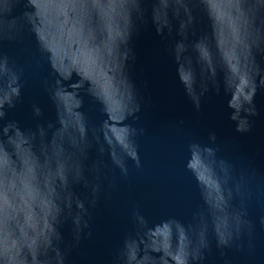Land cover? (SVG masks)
I'll use <instances>...</instances> for the list:
<instances>
[{
    "label": "water",
    "instance_id": "1",
    "mask_svg": "<svg viewBox=\"0 0 264 264\" xmlns=\"http://www.w3.org/2000/svg\"><path fill=\"white\" fill-rule=\"evenodd\" d=\"M181 2L157 0L153 9L156 25L165 27L170 3ZM37 7L38 36L24 29L13 39L0 38V53L9 57L7 65L0 61V103L9 98L15 87L17 71L21 73L22 85L20 96L12 107L6 108L0 124L13 121L23 131H34L38 124L56 126L59 116L62 127L56 136H71L70 130L81 125V113L77 111L81 101L77 93L81 95L80 111L92 128L88 135L93 145L84 161L85 172L91 178L93 165H97L101 183L94 206L88 203L89 188L82 184L73 187L85 199L88 228L77 241L70 220L60 226L65 264H114L126 234L128 264H183L185 246L189 239L195 242L198 233L207 238L209 250L195 264H264V223L261 222L264 218V88H258L254 96L256 114L248 117L249 130L238 132L236 122L230 119L232 110L228 104L240 107L251 96V70L243 61V48L237 52L240 42L236 30L230 36L224 27L226 13L218 0H208V10L219 22L210 25L207 18H201L195 31L199 34L209 27L213 30L222 58V71L217 76L219 90L209 86L197 109L186 90L199 95L194 90L197 83L194 65L208 60L207 41L202 39L194 52L186 53L183 42L172 46L174 34L157 35L149 21L133 33L128 43L133 58L127 62L126 72L134 84L140 110L135 113V119L129 116L126 120L118 95L128 86L123 74L126 49L122 41L126 32L119 5L114 6V13L99 9L103 17L99 30L104 35L99 43L82 51L84 74L91 81L89 88L83 87L80 76L68 77V67L63 63L64 46L48 26L56 17L75 19L84 16L86 10L72 3L49 5L43 0H37ZM90 37L94 38V34ZM261 68L264 69V61ZM45 82L53 85L52 94ZM204 84L201 67L200 90ZM85 91L103 100L106 109ZM34 106L41 109L39 116L34 113ZM245 107L251 110L250 104ZM129 125L136 129L131 138ZM80 130L83 131L82 127ZM48 131L50 135L52 129ZM99 132L107 143L100 139ZM212 133L214 141L209 139ZM12 142L17 154L27 159L29 149L25 138L16 133ZM193 142L214 147L218 157L233 164L228 205L220 198L215 178L201 163L197 153L202 150L198 145L192 144V156L188 160L189 144ZM53 151L56 155L60 153L55 140ZM136 153L137 157L131 158ZM113 159L121 164L117 165ZM28 176L30 170L18 177L24 188L21 198L25 223L34 230L39 225V234H43L48 219L56 211L51 200L52 184L46 177L33 186ZM4 199L11 206L6 195ZM233 212L242 215L247 223L231 247L217 248L214 229L227 230L234 221ZM161 252L171 261L153 258Z\"/></svg>",
    "mask_w": 264,
    "mask_h": 264
},
{
    "label": "clouds",
    "instance_id": "2",
    "mask_svg": "<svg viewBox=\"0 0 264 264\" xmlns=\"http://www.w3.org/2000/svg\"><path fill=\"white\" fill-rule=\"evenodd\" d=\"M43 2L62 6L72 3L74 7L86 10V14L82 17L72 19L70 16L66 20L64 16H59L48 25L54 36L64 46L63 63L68 67V77L80 76L84 81V88H89L91 81L84 74L82 51L99 43L104 35L99 30V25L103 23L99 9L102 7L106 11L112 10L114 13L116 10L114 6L119 5L124 17L126 32L125 39L122 41L123 47L126 49L123 74L128 86L122 93L118 92V95L121 98L125 120L129 116L135 119V113L140 110L134 84L126 72L127 62L133 58L132 49L128 43L133 33L149 21L157 35L171 37L174 34L175 39L172 46L178 41L183 42L186 53L190 50L194 52L195 45L202 39L207 41L208 60L194 65L197 72V83L194 90L198 91L199 95H193L186 90V94L197 109L200 108L201 96L209 90V86L219 90L220 84L217 76L218 72L222 71L220 67L222 58L219 56L213 30L209 27L207 31H202L199 34L195 31V25L201 18H207L210 25L219 22L218 17L209 15L208 0H182L180 4L170 3L168 24L163 28L156 25L153 16L157 0H43ZM218 3L226 13L223 18L224 27L230 36L233 29L236 30L240 42L237 52L239 53L241 47L243 48V61L246 68L250 66L251 70L253 85L251 96L247 101H242L240 107H236L231 102L228 104L232 110L230 119L236 122V130L245 132L250 128L248 117L256 114L253 99L257 89L264 88V69L261 68V61H264V0H218ZM37 12V0H0V38L13 39L17 33L24 29L38 36L36 27L40 23V17ZM72 16H75V13H72ZM115 18L113 15V19ZM90 34H94V38H91ZM41 51L44 53L46 50ZM0 61L7 65L9 57L0 53ZM201 67L205 80L203 90L199 89ZM20 76V71H17L15 87L11 90L9 98L0 103V121L6 116V108L12 107L14 101L20 96L22 86ZM45 83L52 94L53 85ZM85 92L95 98L101 104L102 109H106L107 106L103 100L88 91ZM229 94L231 95V93ZM77 96L81 101L80 107L77 109L81 113V125L70 130L71 136H56L62 127L59 116L56 126L52 123H48L47 126L38 124L34 131H23L13 121L0 124V149L3 150V155L0 156V264H65V252L61 248L63 237L59 230L60 226L70 220L77 241L83 230L88 228L86 217L89 213L85 206V199H81L74 192L73 187L82 184L85 188H89L91 198L86 197V199L90 205L94 206L100 189L101 174L99 167L95 164L91 178L85 172L84 161L93 146L88 135L92 128H90L85 114L80 111L82 105L80 93H77ZM245 104H250L251 110H248ZM33 110L37 116L41 114L39 107L34 106ZM104 113L106 116L108 115L106 111ZM129 126L131 138L136 133V129ZM81 127L83 131L80 130ZM49 129H52L50 135ZM16 133H20L26 140L25 146L29 149L27 159L15 151L12 141L16 138ZM99 136L101 140H104L102 132H99ZM209 139L214 141L215 134H210ZM54 140L59 144V155L53 151ZM105 143L107 142L105 141ZM192 144L201 148L202 151L197 155L200 157L201 163L215 178L220 198L228 205V197L232 193L231 182L234 179L233 164L218 157L214 147L196 142L189 144L188 160L192 156ZM97 150L102 151V148L97 146ZM124 154L128 156L126 152ZM110 155H112L111 152ZM136 157L137 153L131 158L135 159ZM113 160L117 165L121 164L120 160L119 162ZM186 167L190 170L187 162ZM26 170H30L27 180L33 186H37L46 177L52 184L51 200L56 211L55 215L48 219V227L44 229L43 234H39V225L34 230L25 223L24 201L21 198L24 195V188L18 177ZM5 195L12 202L11 206L6 203ZM233 215L234 221L227 230L217 231L214 229L217 248L231 247L233 241L239 238L242 226L247 223L242 215L235 212ZM261 222L264 223V218ZM126 236L127 234L115 254L114 264H128ZM172 250L174 251V249ZM208 250L207 238L204 234L198 233L195 242L189 239L185 246L183 264H195L197 261H202ZM149 252L151 254V250ZM221 254L223 255V251ZM153 258L171 261V258L165 257L162 252L154 255Z\"/></svg>",
    "mask_w": 264,
    "mask_h": 264
}]
</instances>
